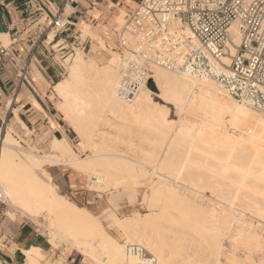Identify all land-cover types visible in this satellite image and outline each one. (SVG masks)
<instances>
[{
    "label": "bare ground",
    "instance_id": "bare-ground-1",
    "mask_svg": "<svg viewBox=\"0 0 264 264\" xmlns=\"http://www.w3.org/2000/svg\"><path fill=\"white\" fill-rule=\"evenodd\" d=\"M126 13L121 8L117 15L118 29ZM90 28L83 23L82 40H93ZM232 37L239 45L235 27ZM98 41L105 46L103 36ZM228 47L235 55L236 46ZM111 52L104 69L99 70L97 59L86 60L78 47L66 59L69 76L55 87L62 98L61 110L80 138L82 150L91 149L92 153L78 156L66 137H53L51 144L73 170L95 177L92 183L97 188L111 190L131 178L140 181L134 173L139 172L131 165L136 159L126 162L115 146L120 141L127 143L159 176L147 195L153 209L123 220L106 210L110 224L116 222L124 230L127 244L121 243L89 210L61 194L50 182V174L46 173L49 180L38 174L44 161L60 160L17 152L8 133L0 158V198L16 210L11 215L21 212L31 220L43 219L54 245L72 242L87 260L101 264L154 262L129 252L127 246L133 244L145 246L150 255L144 257L155 256L157 264H264V224H258L264 222V114L228 94L215 81H199L183 70L153 65L152 78L164 103L174 104L182 113L178 122L169 119L170 109L153 98L148 85L144 84L132 101L119 96L123 64L120 55ZM221 61L229 64L231 57L224 55ZM91 70L101 77L90 76L87 71ZM102 125L115 128L116 133L101 129ZM135 125L143 130L139 141L148 147L133 140L132 134L139 132L134 131ZM228 125L235 129L234 135L228 134ZM251 128L252 135L248 133ZM206 189L217 198H207ZM203 247L208 248L206 263L200 257ZM26 254L32 264L44 257L38 249Z\"/></svg>",
    "mask_w": 264,
    "mask_h": 264
},
{
    "label": "built area",
    "instance_id": "built-area-1",
    "mask_svg": "<svg viewBox=\"0 0 264 264\" xmlns=\"http://www.w3.org/2000/svg\"><path fill=\"white\" fill-rule=\"evenodd\" d=\"M49 24L57 31L74 25L59 13ZM234 27L239 45L232 37ZM116 36L123 64L117 90L124 100L132 101L144 84L154 80L151 67L157 65L183 70L199 81H215L264 114V0H139ZM229 44L236 46L235 55ZM0 52L22 58L6 46ZM224 55L231 57L229 64L221 61ZM127 248L140 260L157 264L155 256L144 257L149 251L142 245Z\"/></svg>",
    "mask_w": 264,
    "mask_h": 264
},
{
    "label": "crops",
    "instance_id": "crops-1",
    "mask_svg": "<svg viewBox=\"0 0 264 264\" xmlns=\"http://www.w3.org/2000/svg\"><path fill=\"white\" fill-rule=\"evenodd\" d=\"M138 2L0 0V47L6 46L22 54V58L17 59L0 52V158L11 126L71 139V130L56 104L55 87L64 76L62 58L75 47L85 49L86 44L92 42L91 37L84 41L80 38L83 23L108 40L115 36L116 16L121 8L128 11ZM58 13L74 25L61 31L51 29L49 23ZM32 249L40 250L43 256L52 255L50 241L31 225H20L12 234L0 233V264H32L26 254ZM43 258L40 257L37 264H47ZM76 258L78 255L70 254L66 264H75ZM54 260L51 256L50 261Z\"/></svg>",
    "mask_w": 264,
    "mask_h": 264
},
{
    "label": "rangeland",
    "instance_id": "rangeland-1",
    "mask_svg": "<svg viewBox=\"0 0 264 264\" xmlns=\"http://www.w3.org/2000/svg\"><path fill=\"white\" fill-rule=\"evenodd\" d=\"M135 7H136V4L130 10H128L127 13L129 14ZM127 13H126L124 19L127 18V15H128ZM116 19H117V16H116ZM116 21H117V26H116V30H117L118 29L117 27L119 24L118 19ZM82 27H83V25H81V29H82ZM90 30H92L91 32H93V31L95 32V33L93 32L92 42H89L88 44H86L85 49L83 47H79V48L82 49V51L84 52V58L86 60H90L91 58H96L97 62H98L99 70L100 69L103 70L105 67V63L108 60L109 54L112 53L111 51H116V53L119 54V51L117 50L116 32H115V36L114 35L112 36L113 38L111 37L107 40L103 35H101L100 33H97L93 28H90ZM80 36L82 37V34ZM101 36H103V38L105 40V46H107V47L102 46L101 42L98 41ZM84 40H82V41H84ZM77 48L78 47H76L74 49V51L68 53L67 55H65L62 58L63 67H64V76H63L62 80L66 79L69 76V68H68V64L66 62V59L71 57L74 53H76ZM151 69H153V67H151ZM87 73L90 76H91V74H93L94 75L93 77H96V78L97 77L99 78L102 75L99 73L95 75V73H97L96 70L87 71ZM152 73H153V70H152ZM156 88H157L156 92L152 90L153 98L156 101H159L160 103L168 106V108L170 109V112L168 114L169 119H172L174 121L176 120L178 122V120H180V118L182 117V115H181L182 113L177 109V107L174 104L164 103L165 100L159 94L160 89L157 86H156ZM55 91H56V88H55ZM56 95L58 96V98L56 99V104H57L58 108L60 109V111L62 112L61 107H60V102L62 101V98L57 93H56ZM185 114L189 117L191 116L192 119L194 118L189 111H186ZM63 117H64L67 125L69 126V128L71 130V139H69V140H70L71 144L73 145L75 151L77 152L78 156L86 157L88 154L90 155L92 153L91 149L88 151L82 150L83 148L81 146V140L78 137L75 129L72 127V124L66 119V117L64 116V113H63ZM139 127H140L139 125H135L133 127L134 131L136 128V131H139L140 134H139V132L136 135L132 134V136L134 137V139H133V137H132V139L134 141L135 140L137 141L135 143H141L144 147H148L147 143L139 141L140 138H142L141 133L143 132V130L140 129L141 127L140 128ZM101 129L108 130L110 132L112 131V133L113 132L116 133L115 128H110V127L105 126V125H102ZM109 129H111V130H109ZM227 129H228V134L234 135L235 129L232 128V125H228ZM251 130H252V128L248 131V133L250 135L253 134L251 132ZM8 133H11V135L13 136V138H14L13 140L15 141V142L13 141V144L15 145V143H16L15 147L17 150L15 149V147L13 145L12 146L17 152L19 151V153L27 154V155L31 154V155H35V156L47 155V156H50L51 158H53L55 160L61 159L60 156H58L56 154L57 152L51 144L53 137H50L49 134L36 132V131L30 130L26 127H24V130H20L14 126L9 127L7 134ZM115 133H113V134H115ZM128 134H127V136H129ZM138 135H141V136H138ZM130 137H131V135H130ZM120 142H117L115 144V146L118 148L119 155H123V157H126V158H124V160L126 162L128 161L129 163H131L135 159L137 161V162L134 161L133 163H131V165H133L135 167L134 171L139 172V173L134 172L136 174V176L139 177L138 178L140 180L139 182H135L131 178V179H128V181H125V183L122 184V186L119 189H113L112 188L110 190V189H105L104 187H103L104 189L99 188V187L97 188L98 185L92 183L93 180H96L95 177L90 178L89 175H87V173L78 172V171L73 170L72 165L69 162L63 161V160H60L58 162L44 161L42 164V167L39 168V170H38V174L40 173L39 175H41V177L44 179H48L46 173L50 174V176H51L50 182H52V184L56 185L58 191L61 194H63L68 199L73 201L77 206L84 207L87 210H89L95 216V218H97L103 224V226L105 227V229L107 230V232L110 235L115 237L121 243L123 242V243L127 244V241H126L127 238L125 236L123 228L120 227L118 224H116V222L115 223L112 222L110 224V221H108L109 216L107 218L108 212L106 210L110 209L109 212H111V210H112V214H114V216H116L118 218V220H123V219L128 218V217H134L135 215L137 216V214L142 215L144 213L151 211V209H153V208L148 206L149 202H148L147 195L150 193L152 186L154 185L153 181L156 182L158 180L159 176L152 172V167L150 164L146 165V162H144L141 159L139 160V157H138L140 155L139 153L133 154V152L130 150L127 143L124 144V143H120ZM139 166H140V168H139ZM141 170H147V171L145 173H143V172H140ZM170 182H171V180H170ZM173 183H174V185H176V183L174 181H173ZM171 184H172V182H171ZM209 191L210 190H208V189H206V191L204 190L205 196L207 198H210V199H212V198L216 199L217 198L216 195H211L212 193H211V191L210 192ZM117 194L119 197L115 198L114 196H117ZM119 194H121V195H119ZM130 194H131V196H130ZM111 198H113V199H111ZM11 208L12 207H10L4 200H2L0 198V233H2V234L11 233L12 234L17 230V228L20 225H23V224L31 225L34 229H36L38 232L43 234L44 237H46L52 245V253H51L52 255H50V256L45 255L43 258V259H45L47 264H50V263H52V264H66L67 257L70 254L73 256L78 255V258H76L75 264H101V263H97L92 258H89L90 260L89 259L87 260V256L84 253H81L80 251H78V249L73 246L72 242H68V241L62 242L61 241L60 242L61 244L59 243L58 245H54L53 241L51 240V232H50L49 228L46 227V223L43 219L36 221L35 219L32 218V220H31L30 219L31 217L26 216V215L22 214L21 212H16V215L12 216L11 212L15 213L16 210L14 208H12V209ZM229 212H230V214H234V215L236 214L237 215V213L234 210H229ZM102 214L103 215L105 214V215L103 216ZM249 215H252V213L251 214L249 213ZM101 218H102V220H101ZM258 224L262 225V224H264V222L263 223L260 222ZM262 226H263L262 228H264V225H262ZM162 229H164V228H162ZM226 243H227V241H225V244ZM139 245H141V244H139ZM202 245H204V243H201V246ZM143 247H145V246H143ZM206 249H208V248L203 247L202 251H201L202 253H200L203 256V257L202 256H200V257H201V259L203 258L202 261L204 260L205 263L207 261V250ZM238 254L242 255L241 252H238ZM51 256H53L55 258V260L53 262L50 261ZM223 261L224 260L222 259V262ZM223 263H225V262H223Z\"/></svg>",
    "mask_w": 264,
    "mask_h": 264
},
{
    "label": "trees",
    "instance_id": "trees-1",
    "mask_svg": "<svg viewBox=\"0 0 264 264\" xmlns=\"http://www.w3.org/2000/svg\"><path fill=\"white\" fill-rule=\"evenodd\" d=\"M148 85L153 91H155V92L157 91V88H156L155 83H154L153 80H150Z\"/></svg>",
    "mask_w": 264,
    "mask_h": 264
}]
</instances>
